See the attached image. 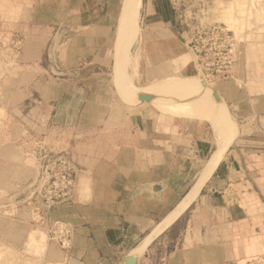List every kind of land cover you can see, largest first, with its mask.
<instances>
[{"label": "crops", "instance_id": "0c3cea01", "mask_svg": "<svg viewBox=\"0 0 264 264\" xmlns=\"http://www.w3.org/2000/svg\"><path fill=\"white\" fill-rule=\"evenodd\" d=\"M48 1L54 6L42 16L50 15L52 20L45 27H28L30 35L23 43L24 48L40 49L39 67L44 66L42 55L47 49L44 61L50 63L52 77L65 75L56 63L62 57L65 64L91 57L89 64L102 65L101 50L108 48V40L112 39L114 72L124 0ZM73 1H77L76 5L69 9ZM211 3L141 0L139 20L145 25L141 28V50L155 57L158 73L168 64L174 73L196 75L192 56L185 48L195 26V19L190 18L201 10L212 17L219 16L229 4L224 2V7L216 10ZM254 13L247 11L246 15H261ZM34 32L41 35L39 43L31 39ZM247 37L250 40L245 41L232 77L219 80L214 89L233 122L221 100L215 101L211 86L205 88L202 80L189 77L198 82L204 107L196 108L198 115L184 117L207 121L209 125L155 124L152 135L142 136L139 150L129 143V138H112V146L119 145L117 149L122 152L108 158L112 161V181L107 185L91 179L81 164V155L72 154L79 160L72 200L50 209L55 216L56 210L62 208V219L73 228L72 246L67 251L46 249L50 264H121L143 241L148 243L160 232L156 231L160 223L181 206L206 162L216 151L220 155L224 150L223 137L214 119L209 118L214 115L222 117L217 124L222 130L232 125L231 148L215 169L218 156L211 177L161 234L143 248L135 264L264 263V24L248 29ZM130 54L132 57L131 50ZM28 75L32 77V73ZM35 83L28 91L21 89L12 95L11 100L20 103L23 97L33 98V90L40 102L48 104L50 89L44 86L41 90ZM122 97L129 105H136L130 103L133 98ZM60 112L66 115L65 124H71L69 119L80 110L67 103ZM116 122L112 119V132L132 128V124L122 127ZM93 162L98 165L101 158L93 156Z\"/></svg>", "mask_w": 264, "mask_h": 264}, {"label": "rangeland", "instance_id": "374dc122", "mask_svg": "<svg viewBox=\"0 0 264 264\" xmlns=\"http://www.w3.org/2000/svg\"><path fill=\"white\" fill-rule=\"evenodd\" d=\"M76 2H70L69 9L75 6ZM224 2L229 3L226 5V11H222L219 16H210V21L225 24L233 33L238 49L235 71L242 58L245 41L250 40V37L245 38L248 29L252 30L253 27L264 24V0H210L216 10L222 9ZM51 6H54V3L48 0H0V264H50L45 257L46 249L62 250L51 239L52 226L56 222L70 226L62 219V208H59L60 211L56 210L55 216L49 208L40 209L44 221L39 224L37 213L33 211L34 204L40 203L39 199L33 197L32 202L35 203H30V196L35 191L37 182L46 177L45 169H52L49 171L51 175L58 172L57 160L66 158L76 169V162L79 160L73 158L72 154H80L81 164L84 165V170L90 173L91 179L107 185L112 181V161L108 158L112 157L113 153L122 152L117 149L119 145L112 146V138L117 141L129 138V143L139 150L142 136L152 135L155 124L209 125L207 121L184 117L191 116L189 114L181 116L160 109L156 103V106L152 102L129 105V101L122 95L130 99L136 90L144 88L146 93H152L161 101L170 100V103H175L173 105L196 111V108L204 107L202 94L198 90V82L190 80L189 77L202 80L205 88L208 84L213 90L219 81L200 76L195 57L187 46L185 48L192 56L196 75L174 73L168 64L158 73L154 64L155 57L148 56L146 51L141 50V28L145 25L140 24L139 14L127 26L122 27L119 22L120 31L117 33L121 35L117 34V43L119 45L121 42L122 45H116L114 72V49L112 51L111 39L108 40V48L101 50L102 65L89 64L91 57H86L85 60L79 58L73 63L65 64L62 57V61L57 59L56 63L65 75L52 77L49 72L50 63L44 61V54L49 49L42 55L44 66L39 67L37 61L40 59V49L23 47L24 41L30 35L28 27H45L50 23L51 16L42 15L50 13ZM252 10L254 14L258 12L261 15L254 18L246 15L247 11ZM65 18L66 16L64 21ZM131 29L134 32L130 31ZM256 31L261 32L262 29L256 28ZM31 35L33 41H42L40 34L34 32ZM130 36H133V39ZM125 43H129L130 47ZM124 47L129 50H124ZM120 48H123L122 53ZM124 53L125 58L129 57L125 59L127 61L122 57ZM183 59L184 56H181V60ZM136 62H139V65ZM126 64L127 67H124ZM118 70L122 71L121 75L123 74L125 79L120 78ZM29 73H32V77H29ZM33 82H36L37 86L40 85L41 90L44 86L50 89L51 99L48 104L40 102L38 93L33 90V98L23 97L20 103L11 100V96L21 89L28 91ZM221 102L226 110L223 101ZM67 103L73 109L80 110V113L74 112L73 118L69 119L71 124H65L66 115L60 112ZM124 115L127 116L126 119ZM213 117L214 120H222L220 115ZM112 119L117 121L118 126L132 124V128L112 132ZM213 132L217 138V134ZM129 135L131 137H128ZM224 136L222 134V137ZM222 139L224 141V138ZM228 142L225 139L223 143L225 145ZM233 142L234 140L232 144ZM93 156L101 158L98 165L93 162ZM94 163L96 165H93ZM140 254L141 251L136 257Z\"/></svg>", "mask_w": 264, "mask_h": 264}, {"label": "built area", "instance_id": "2783aa9c", "mask_svg": "<svg viewBox=\"0 0 264 264\" xmlns=\"http://www.w3.org/2000/svg\"><path fill=\"white\" fill-rule=\"evenodd\" d=\"M195 19L193 33L186 41V45L196 60L200 76L211 80H226L232 77L238 61V49L233 33L223 23L210 21V13L201 10ZM58 172L52 174L48 167L30 196L39 199L34 204L33 211L37 213L38 223L43 224V213L40 209L49 208L59 204L70 203L74 193L76 169L66 158L57 160ZM73 229L63 223L52 226L51 239L62 250L71 248Z\"/></svg>", "mask_w": 264, "mask_h": 264}, {"label": "bare ground", "instance_id": "6f19581e", "mask_svg": "<svg viewBox=\"0 0 264 264\" xmlns=\"http://www.w3.org/2000/svg\"><path fill=\"white\" fill-rule=\"evenodd\" d=\"M140 5H141V1L140 0H124L123 1V10H122V14H121V17H120V20H119V22H120V25H122V27H124V26H127L128 24H130V22L132 23L135 19H136V16H138V14H139V8H140ZM122 27L120 26V28H121V30H122ZM129 27H130V25H129ZM129 29V28H128ZM119 30V29H118ZM124 30H127V29H124ZM133 30H134V27H133ZM120 31V30H119ZM130 31H132V29L130 30ZM132 32H134V31H132ZM121 33V32H120ZM123 33V32H122ZM125 33V32H124ZM117 34H119V32L117 33ZM119 35H121V34H119ZM128 35V33L126 34V36ZM131 35H132V33H131ZM123 36H125V35H123ZM122 36V38H125V37H123ZM118 37V36H117ZM131 37V39H133L132 37L133 36H130ZM120 40V39H119ZM118 40V41H119ZM124 40V39H123ZM122 40V41H123ZM121 41V40H120ZM119 41V42H120ZM125 41H127V38H126V40ZM124 41V42H125ZM123 42V43H124ZM131 42V40L129 41V43ZM129 43L127 44V43H125L126 45H128V47H130L129 46ZM120 44H121V42L119 43V45H118V43H117V45L118 46H120ZM122 45V44H121ZM123 46H125V45H123ZM127 48V47H126ZM119 50H121V53L123 52L122 50H123V48L121 49H119ZM124 50H127V49H125V47H124ZM129 50V49H128ZM127 50V51H128ZM127 51H125V52H127ZM126 54H128V52L126 53ZM117 55H119L120 56V53H118ZM122 55V54H121ZM123 58H124V60L127 58H129V57H126L125 58V53H124V56H122ZM121 57V59H123ZM118 58V57H117ZM119 60V59H118ZM125 61H127V60H125ZM129 61V60H128ZM118 62V61H117ZM121 62V61H120ZM122 64H123V62H121ZM125 63H127V62H125ZM129 63V62H128ZM127 63V64H128ZM127 64H126V66H124V67H127ZM118 66H120V64L118 65ZM117 69H118V67H116ZM120 68V67H119ZM121 68H123V67H121ZM120 68V69H121ZM116 69V70H117ZM125 69V68H124ZM120 72V78H123V79H125V76L124 77H122L123 76V74L121 75V73H122V71H119L118 70V72H117V74ZM124 73H125V71H123ZM126 74V73H125ZM126 77H129V76H127V74H126ZM129 79H130V77H129ZM128 80V79H127ZM124 81V80H123ZM129 82H130V80H129ZM205 83H206V81H204ZM126 84V83H125ZM130 83H128V85H129ZM207 84V83H206ZM208 85V84H207ZM130 86V85H129ZM132 86V85H131ZM186 86V85H185ZM184 86V87H185ZM133 87V86H132ZM129 88V87H128ZM134 88V87H133ZM181 88V87H180ZM144 88H142L140 91L139 90H136V92L134 93V95H133V102L132 103H134V104H139V99H140V97H143L144 95H151L152 96V100H151V102L153 103V104H157V107H159L160 109H164V110H169V111H171V112H175V113H178V114H189V115H198L199 113H198V111H197V109H196V111H194V109H189V108H187V107H182V106H176V105H173V104H175V103H172V101H171V103L169 102L170 100H168V102H166L165 100L164 101H161V99H158V97H156L155 95H153L152 93H146V91H145V89L143 90ZM129 90H132V89H130L129 88ZM128 90V91H129ZM134 90H135V88H134ZM199 90V89H198ZM133 92V91H132ZM213 92H215L214 90H212V92L211 93H213ZM216 93V92H215ZM214 97V96H213ZM214 99H215V101H218V99L217 98H215L214 97ZM156 104H155V106H156ZM181 105V104H180ZM184 106H185V104H183ZM187 105V104H186ZM195 108V107H194ZM204 116H205V113L203 114ZM181 116H183V115H181ZM188 116V115H187ZM206 118V117H205ZM209 118H211L210 116H209ZM212 118H214V117H212ZM211 120V119H210ZM220 121L221 120H214V125L218 128V130L220 131V133H222V134H224L225 136L223 137L224 138V143H225V139L227 140V144L225 145V147H224V150L220 153V155L218 154V151H216L217 153H215V154H213L214 156L213 157H211V159H210V161L207 163L206 162V167H205V170L204 171H202L201 172V176L199 177V179H197L198 181H196V183H195V185L193 186V188L191 189V191H190V193L187 195V197H185V199H184V201H183V203L181 204V206L177 209V210H174V212H172V214H170L169 215V217L167 218V219H165L164 220V222L163 223H160L161 225H159V227L157 228V230L156 231H160V232H158L153 238H151V240L147 243V241L148 240H145V241H143L131 254H130V256H131V258H132V261H137V257H136V254L138 253V252H140V251H142L143 250V248L145 249L148 245H149V243L154 239V238H156L159 234H161V232L163 231V229H165L176 217H177V215L186 207V205L195 197V195H196V193L198 192V190H199V187L201 186V184L207 179V177L209 176V174L212 172V170H213V168H214V166H215V164H216V162H217V158H218V156H219V159H218V163H217V165H216V167H215V169L217 168V166H218V164L221 162V160H222V158H223V156H224V153H225V151L227 150V148L232 144V142L230 141V139L233 137V130H232V125H231V127L229 126V128H224L223 127V125H221L222 127H223V130H222V128H220V127H218V125L217 124H220ZM226 122V121H225ZM223 123V122H222ZM228 124H231L230 122H227V125ZM225 125H226V123H225ZM224 125V126H225ZM220 126V125H219ZM228 127V126H227ZM215 129V128H214ZM218 131V132H219ZM221 134V135H222ZM223 143V144H224ZM219 150V149H218ZM215 169H214V171H215ZM213 171V172H214ZM213 172H212V174H213ZM211 174V175H212ZM211 175L209 176V178L211 177ZM208 178V179H209ZM207 179V180H208ZM206 180V181H207ZM52 208V206L51 207H49V209H51ZM154 233H155V231H154ZM150 236V235H149ZM152 237V236H151ZM146 243H147V245H146ZM146 245V246H145ZM145 246V247H144ZM121 264H125L124 262H122Z\"/></svg>", "mask_w": 264, "mask_h": 264}, {"label": "water", "instance_id": "95a60500", "mask_svg": "<svg viewBox=\"0 0 264 264\" xmlns=\"http://www.w3.org/2000/svg\"><path fill=\"white\" fill-rule=\"evenodd\" d=\"M212 95H213L215 98L221 100L220 97H219L215 92H213ZM151 100H152V96H151V95H144L143 97H140V99H139V105H140V104H143V103L151 102ZM221 101H222V100H221ZM223 103H224V102H223ZM224 105H225V104H224ZM225 107H226V106H225ZM226 110H227V112H228L227 107H226ZM228 114H229V116H231L229 112H228ZM230 118H231V117H230ZM231 121H232V119H231ZM231 146H232V144L227 148V150L225 151V153L231 148ZM225 153H224V154H225ZM123 262H124L125 264H135V263H136V261H132V258H131L130 255L126 256V257L124 258Z\"/></svg>", "mask_w": 264, "mask_h": 264}]
</instances>
